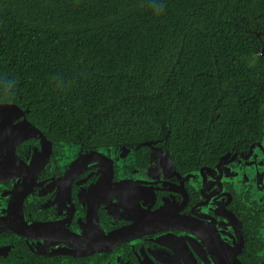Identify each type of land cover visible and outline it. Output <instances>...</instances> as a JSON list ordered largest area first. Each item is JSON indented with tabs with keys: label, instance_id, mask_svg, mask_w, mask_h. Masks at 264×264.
Instances as JSON below:
<instances>
[{
	"label": "trees",
	"instance_id": "obj_1",
	"mask_svg": "<svg viewBox=\"0 0 264 264\" xmlns=\"http://www.w3.org/2000/svg\"><path fill=\"white\" fill-rule=\"evenodd\" d=\"M264 0H0V102L94 144L169 126L178 168L214 164L260 133L246 71Z\"/></svg>",
	"mask_w": 264,
	"mask_h": 264
},
{
	"label": "flooded vegetation",
	"instance_id": "obj_2",
	"mask_svg": "<svg viewBox=\"0 0 264 264\" xmlns=\"http://www.w3.org/2000/svg\"><path fill=\"white\" fill-rule=\"evenodd\" d=\"M252 30L259 137L211 165L178 168L163 127L94 144L0 109V264H264V20Z\"/></svg>",
	"mask_w": 264,
	"mask_h": 264
},
{
	"label": "water",
	"instance_id": "obj_3",
	"mask_svg": "<svg viewBox=\"0 0 264 264\" xmlns=\"http://www.w3.org/2000/svg\"><path fill=\"white\" fill-rule=\"evenodd\" d=\"M17 107V105H15L14 103H11V102H4V103H0V109H10V108H14V107ZM29 122V121H28ZM30 123V122H29ZM30 125L33 127V128H36L32 123H30ZM163 128H162V130H161V133H160V139L161 140H163L164 142H166L167 141V138H168V135H169V133H170V129H169V126L168 125H166V124H164L163 126H162ZM166 133V135H164ZM165 147V150H166V152H167V149H166V146H164ZM252 149V148H251ZM251 151H249V153H250ZM168 153V152H167ZM248 153V154H249ZM168 163L170 164V166L172 167V168H175L174 167V165H173V162H172V160L170 159V158H168ZM223 164V162H221V163H219V165H218V167H217V169H219L220 170V167H221V165ZM220 166V167H219Z\"/></svg>",
	"mask_w": 264,
	"mask_h": 264
},
{
	"label": "rangeland",
	"instance_id": "obj_4",
	"mask_svg": "<svg viewBox=\"0 0 264 264\" xmlns=\"http://www.w3.org/2000/svg\"><path fill=\"white\" fill-rule=\"evenodd\" d=\"M164 135H166V133H165ZM161 149H162V150H165V147H164V146H161Z\"/></svg>",
	"mask_w": 264,
	"mask_h": 264
}]
</instances>
